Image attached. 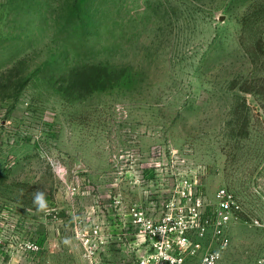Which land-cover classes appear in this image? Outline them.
I'll list each match as a JSON object with an SVG mask.
<instances>
[{
    "label": "rangeland",
    "instance_id": "374dc122",
    "mask_svg": "<svg viewBox=\"0 0 264 264\" xmlns=\"http://www.w3.org/2000/svg\"><path fill=\"white\" fill-rule=\"evenodd\" d=\"M220 188L239 208L218 264H250L264 0H0V264H135L134 211L201 199L213 223Z\"/></svg>",
    "mask_w": 264,
    "mask_h": 264
},
{
    "label": "built area",
    "instance_id": "2783aa9c",
    "mask_svg": "<svg viewBox=\"0 0 264 264\" xmlns=\"http://www.w3.org/2000/svg\"><path fill=\"white\" fill-rule=\"evenodd\" d=\"M182 195L191 198L185 191ZM217 196L218 211L213 223L199 216L201 199L191 202L188 208L169 202L167 212L159 220L148 218L140 210L134 211L132 222L125 228L133 229L136 246L144 250L135 264H218L223 250L230 245L227 226L239 206L226 188H220ZM187 210L188 213L184 212ZM255 223L264 228V221ZM209 226L213 234L211 242L207 240ZM98 231L96 229L95 233ZM216 242L218 245L213 246ZM28 247L30 251L37 249L34 245ZM250 264H264V251Z\"/></svg>",
    "mask_w": 264,
    "mask_h": 264
}]
</instances>
